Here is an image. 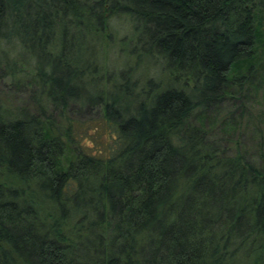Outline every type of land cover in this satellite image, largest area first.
I'll list each match as a JSON object with an SVG mask.
<instances>
[{
  "label": "trees",
  "instance_id": "16d2710c",
  "mask_svg": "<svg viewBox=\"0 0 264 264\" xmlns=\"http://www.w3.org/2000/svg\"><path fill=\"white\" fill-rule=\"evenodd\" d=\"M7 78L0 264H264V0H0Z\"/></svg>",
  "mask_w": 264,
  "mask_h": 264
},
{
  "label": "rangeland",
  "instance_id": "374dc122",
  "mask_svg": "<svg viewBox=\"0 0 264 264\" xmlns=\"http://www.w3.org/2000/svg\"><path fill=\"white\" fill-rule=\"evenodd\" d=\"M115 20V19H114ZM113 20V21H114ZM114 25H116L115 27L118 29V31H127L128 25H124V24H120L117 20H115L113 22ZM109 56H110V64H122L123 62H121V59H124V57L122 55H120L117 50H109L108 51ZM0 94L2 95V97L5 100H8L10 102V104H25V105H32V99L30 97V90L28 89L27 86H21V87H14L12 84V80H10L9 78L1 81L0 80ZM248 101H251L253 103H255L254 109H264V97L262 95L260 96H255V95H251V98L249 99L247 97ZM237 100H226L224 101L221 105H220V112L223 114L226 110L231 109V108H235L236 106H238V103L236 102ZM236 102V103H235ZM234 106H233V105ZM218 109V110H219ZM83 112H79V110L77 109V107L74 105L73 107H71V109L69 110V115L72 116L75 119H78L80 121L87 119L90 116H96L97 112L99 111V109L97 107H94L92 109H80ZM237 112V111H235ZM234 112V113H235ZM220 116V115H217ZM220 127V125H217V129ZM251 141V138H248V135L244 134L241 138H240V142L242 143H249Z\"/></svg>",
  "mask_w": 264,
  "mask_h": 264
}]
</instances>
